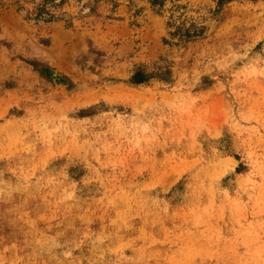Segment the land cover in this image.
<instances>
[{"label": "rangeland", "instance_id": "rangeland-1", "mask_svg": "<svg viewBox=\"0 0 264 264\" xmlns=\"http://www.w3.org/2000/svg\"><path fill=\"white\" fill-rule=\"evenodd\" d=\"M0 264H264V0H0Z\"/></svg>", "mask_w": 264, "mask_h": 264}]
</instances>
